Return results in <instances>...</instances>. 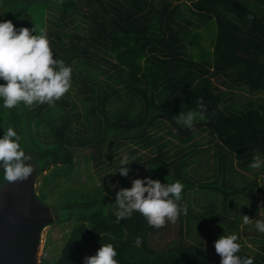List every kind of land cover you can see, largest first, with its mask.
<instances>
[{
  "label": "trees",
  "instance_id": "obj_1",
  "mask_svg": "<svg viewBox=\"0 0 264 264\" xmlns=\"http://www.w3.org/2000/svg\"><path fill=\"white\" fill-rule=\"evenodd\" d=\"M6 20L17 30L36 27L34 35L45 30L53 59L72 68L71 88L54 106L7 109L0 99V138L9 127L22 137L32 157L24 164L36 166L40 186L54 180L60 221H72L60 250L41 264H85L109 243L119 264H220L213 240L232 234L236 255L264 264V234L251 248L236 216L244 209L252 221L244 228L264 216V168L250 167L264 160V0H0ZM209 24L215 32L203 45ZM198 101L206 118L197 115L192 129L178 124L182 112L199 113ZM80 148L109 168L102 183L75 186ZM146 178L184 185L179 203L188 212L176 237L165 235L172 222L149 227L138 212L117 222L116 193ZM7 182L0 165V189Z\"/></svg>",
  "mask_w": 264,
  "mask_h": 264
},
{
  "label": "clouds",
  "instance_id": "obj_2",
  "mask_svg": "<svg viewBox=\"0 0 264 264\" xmlns=\"http://www.w3.org/2000/svg\"><path fill=\"white\" fill-rule=\"evenodd\" d=\"M62 3L63 0H60ZM248 19H252L251 16ZM36 27L29 29L21 27L18 30L11 20L0 22V99L7 109L17 107L23 103L45 104L54 106L71 88L72 68L63 60L53 59V50L45 30L34 35ZM199 113L188 111L176 119L178 124L192 129L197 115L200 120L206 118V106L198 101ZM22 137L9 127L0 138V165L3 166L4 179L9 183L23 180L34 171L33 166H25L24 160L31 159L26 156L21 147ZM128 157L121 164L128 163ZM135 160L136 157H131ZM253 169L261 167L260 157L254 158L250 165ZM129 168L121 167L119 174L127 176ZM184 185L177 180L174 183L162 185L159 180L135 179L131 188H122L116 193L118 211L115 213L117 222L130 219L134 212L140 213L147 221L149 227L162 228L166 222L175 223L181 213L187 215V204L181 205V193ZM147 194V195H145ZM171 195L172 198H169ZM252 221L245 215L243 224L248 225ZM255 228L264 233V219L255 221ZM235 234L221 236L215 242V251L221 257L220 264H254L251 257L243 260L236 255L241 250ZM141 238H136L139 246ZM116 248L113 244H104L95 256L87 257L85 264H119L115 259Z\"/></svg>",
  "mask_w": 264,
  "mask_h": 264
},
{
  "label": "rangeland",
  "instance_id": "obj_3",
  "mask_svg": "<svg viewBox=\"0 0 264 264\" xmlns=\"http://www.w3.org/2000/svg\"><path fill=\"white\" fill-rule=\"evenodd\" d=\"M185 2L187 4H189L190 0H185ZM215 32V27L212 26L211 24H209L207 27H203L202 28V40H203V45H208L210 44V41L212 40V37L214 35ZM215 85L217 86H222L218 80H214ZM239 94V93H237ZM249 95V94H246ZM197 138V137H196ZM202 136H199L198 139H201ZM175 142V141H174ZM115 156H121V154L123 153L122 149H117L114 152H112ZM89 156V151L87 149H76V153L73 157L74 159V165H75V170L73 173V177L76 179L75 182V186L79 187L80 185H92L93 183H102L103 180L100 178V176L104 173H108L109 168H107L106 166L105 169H102L101 166H96L95 162L93 159H91ZM29 161V160H28ZM261 161V168H264V160L260 159ZM30 163V162H29ZM33 166L34 171L32 172V174L35 175V179H34V186H35V192L38 198H41V202H43L47 207H48V214L51 217L50 222L48 225H46L42 232H41V238H40V244H39V260L41 259V256H54L57 254L58 248H60V246L62 245L63 241H64V233L68 232V230L70 229L71 223L72 221L68 220L65 222H61L60 221V217H61V208L58 207L60 206V204L63 202L61 201V199H58L57 196V192L52 191L53 190V186L55 184H53L54 180L51 182V184L47 185L46 187H42L40 186V181L41 179L39 178V175L36 174V166L32 165L31 163L28 164V162L25 164V166ZM251 170V168H250ZM47 170H44L43 173H47ZM208 174V173H207ZM247 175H251L252 176V170L251 171H246ZM31 175V174H30ZM32 175V176H34ZM91 177V178H89ZM116 179V174L109 176L107 179L110 182H115ZM253 177V176H252ZM258 181L261 187V184H264V173H261L260 176L258 177ZM56 182V181H55ZM15 184L14 183H8V186L3 185V187L5 186L6 190H11L13 188ZM57 185V183H56ZM43 188V189H42ZM57 188H60L57 186ZM105 192L107 193L110 189L109 187L105 186L104 188ZM43 194L46 196H48V198L45 200V197L43 198ZM259 199V206H260V210L262 207V202L264 201V193L260 192V195L258 196ZM197 201H199L197 199ZM200 203V202H198ZM201 203H205L204 201H202ZM54 204V206H53ZM197 204V203H196ZM245 205H249L247 204L246 201H244ZM195 206H199V204L195 205ZM232 210L233 207H230ZM244 209L240 210V214H236L237 218L239 220H241V224H239L241 226V229H244L245 232H247L246 234H241V238L244 240V242L249 243L251 245V248H256V244L254 242V240H252L253 238H259L261 239L263 236H260L264 233L259 232L256 228H255V223L254 225L251 226H245L244 228V224H243V216L247 215L246 212H244ZM237 213V212H236ZM261 215H264V213H262L260 211ZM232 215V214H231ZM264 219V216H262L261 218H259L258 220ZM180 221L179 219H177V221L175 223H172V228L170 230V232H168L166 235L167 239L168 237H176V235L178 234V230L180 229ZM243 226V228H242ZM254 231H257L254 232ZM164 239L165 236H164ZM48 240V242L46 243V241ZM212 242V241H211ZM213 242L215 243L216 241L213 240Z\"/></svg>",
  "mask_w": 264,
  "mask_h": 264
},
{
  "label": "water",
  "instance_id": "obj_4",
  "mask_svg": "<svg viewBox=\"0 0 264 264\" xmlns=\"http://www.w3.org/2000/svg\"><path fill=\"white\" fill-rule=\"evenodd\" d=\"M32 175L11 190L0 189V264H41V232L51 217L37 198Z\"/></svg>",
  "mask_w": 264,
  "mask_h": 264
},
{
  "label": "crops",
  "instance_id": "obj_5",
  "mask_svg": "<svg viewBox=\"0 0 264 264\" xmlns=\"http://www.w3.org/2000/svg\"><path fill=\"white\" fill-rule=\"evenodd\" d=\"M258 95L264 97V93L263 92L262 93H258Z\"/></svg>",
  "mask_w": 264,
  "mask_h": 264
}]
</instances>
